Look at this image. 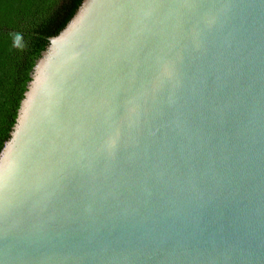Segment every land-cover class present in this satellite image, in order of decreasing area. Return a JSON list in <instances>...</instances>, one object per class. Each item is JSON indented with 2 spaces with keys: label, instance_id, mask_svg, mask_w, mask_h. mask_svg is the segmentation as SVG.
Returning <instances> with one entry per match:
<instances>
[{
  "label": "water",
  "instance_id": "95a60500",
  "mask_svg": "<svg viewBox=\"0 0 264 264\" xmlns=\"http://www.w3.org/2000/svg\"><path fill=\"white\" fill-rule=\"evenodd\" d=\"M0 264H264V0H80L0 138Z\"/></svg>",
  "mask_w": 264,
  "mask_h": 264
},
{
  "label": "trees",
  "instance_id": "16d2710c",
  "mask_svg": "<svg viewBox=\"0 0 264 264\" xmlns=\"http://www.w3.org/2000/svg\"><path fill=\"white\" fill-rule=\"evenodd\" d=\"M80 0H0V138L38 53Z\"/></svg>",
  "mask_w": 264,
  "mask_h": 264
}]
</instances>
